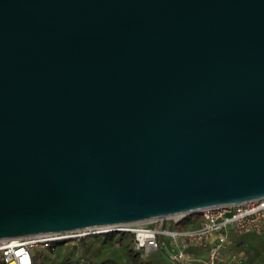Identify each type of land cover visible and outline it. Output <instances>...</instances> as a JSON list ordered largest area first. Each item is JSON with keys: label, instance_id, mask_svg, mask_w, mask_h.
<instances>
[{"label": "water", "instance_id": "obj_1", "mask_svg": "<svg viewBox=\"0 0 264 264\" xmlns=\"http://www.w3.org/2000/svg\"><path fill=\"white\" fill-rule=\"evenodd\" d=\"M264 198V0H0V239Z\"/></svg>", "mask_w": 264, "mask_h": 264}, {"label": "built area", "instance_id": "obj_2", "mask_svg": "<svg viewBox=\"0 0 264 264\" xmlns=\"http://www.w3.org/2000/svg\"><path fill=\"white\" fill-rule=\"evenodd\" d=\"M199 223L191 228H165L169 222L184 218L167 219L163 229L155 226L130 225L117 228L84 230L65 234L39 235L27 238L0 239V264H34L37 248L49 249L58 242L77 240L88 235L127 232L134 236V250L144 256L165 250L172 264H241L247 260L242 250H234L230 233H264V198L225 207L209 208L196 215ZM169 242V249H165ZM198 249L199 253L193 252Z\"/></svg>", "mask_w": 264, "mask_h": 264}, {"label": "rangeland", "instance_id": "obj_3", "mask_svg": "<svg viewBox=\"0 0 264 264\" xmlns=\"http://www.w3.org/2000/svg\"><path fill=\"white\" fill-rule=\"evenodd\" d=\"M158 222L149 221L139 223L140 225L155 226ZM165 228L172 227L169 222L165 225ZM191 226L184 227V229H189ZM183 230V229H182ZM230 237L235 244L232 248L234 250H242L247 256V262L250 264H264V233L262 235H255L253 233H239L235 234L233 232L230 233ZM243 241V247H237V241ZM75 244V241L66 242L63 247L59 250V258L56 263L66 257L69 252L71 245ZM165 249H169V242H165ZM43 249L37 248L36 252L41 253ZM86 260H80V264H99L101 261L105 259H109L107 264H130L129 260L125 255L123 248L118 245L109 246L105 248H100L99 244L93 245L91 252L86 255ZM146 261H150L152 264H172L165 250H159L151 253L148 256H144L139 254L138 262L145 263Z\"/></svg>", "mask_w": 264, "mask_h": 264}, {"label": "trees", "instance_id": "obj_4", "mask_svg": "<svg viewBox=\"0 0 264 264\" xmlns=\"http://www.w3.org/2000/svg\"><path fill=\"white\" fill-rule=\"evenodd\" d=\"M192 222L194 225H197L199 223L198 216L194 215L185 217L179 222L171 223V226L176 230H182L184 227L190 226V223ZM69 241H75V244L71 245L66 257L59 260L57 263L56 261L59 258V250L68 241L58 242L49 249H43L40 254L35 252L33 257L34 264H80V260L87 259L86 255L91 252V249L95 244H99L100 248L118 245L123 248L130 264H152L150 261H146L145 263L138 262L139 253L134 250V236L131 233L115 232L100 235H88L77 240ZM237 247H243L242 240L237 241ZM108 262L109 259H105L99 264H107ZM245 264L250 263L246 261Z\"/></svg>", "mask_w": 264, "mask_h": 264}, {"label": "crops", "instance_id": "obj_5", "mask_svg": "<svg viewBox=\"0 0 264 264\" xmlns=\"http://www.w3.org/2000/svg\"><path fill=\"white\" fill-rule=\"evenodd\" d=\"M234 245H235V244H233V246H234ZM193 252H195V253H199V250H198V249H194ZM246 261H247V260H246ZM246 261H245L244 263H241V264H245Z\"/></svg>", "mask_w": 264, "mask_h": 264}, {"label": "bare ground", "instance_id": "obj_6", "mask_svg": "<svg viewBox=\"0 0 264 264\" xmlns=\"http://www.w3.org/2000/svg\"><path fill=\"white\" fill-rule=\"evenodd\" d=\"M175 218H178V217H175Z\"/></svg>", "mask_w": 264, "mask_h": 264}]
</instances>
